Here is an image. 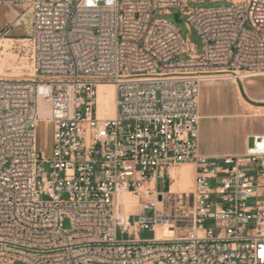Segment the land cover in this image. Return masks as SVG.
I'll return each mask as SVG.
<instances>
[{
	"label": "built area",
	"instance_id": "obj_1",
	"mask_svg": "<svg viewBox=\"0 0 264 264\" xmlns=\"http://www.w3.org/2000/svg\"><path fill=\"white\" fill-rule=\"evenodd\" d=\"M227 1L0 0L31 13L32 68L0 77V264H264V135L243 155L198 152L202 84L264 77V0ZM172 8L200 53L154 19ZM100 84L115 87L113 118L98 117ZM41 121L50 160L36 150ZM182 164L191 190L171 192ZM162 228L172 236L158 240Z\"/></svg>",
	"mask_w": 264,
	"mask_h": 264
},
{
	"label": "crops",
	"instance_id": "obj_2",
	"mask_svg": "<svg viewBox=\"0 0 264 264\" xmlns=\"http://www.w3.org/2000/svg\"><path fill=\"white\" fill-rule=\"evenodd\" d=\"M29 15L28 30L17 28L18 17L11 12L0 14V22L7 25L9 37L24 39L31 34ZM214 81L203 83L199 90L198 152L206 157L243 155L254 136L264 135L256 131V121L264 114L253 112L264 109V77Z\"/></svg>",
	"mask_w": 264,
	"mask_h": 264
},
{
	"label": "rangeland",
	"instance_id": "obj_3",
	"mask_svg": "<svg viewBox=\"0 0 264 264\" xmlns=\"http://www.w3.org/2000/svg\"><path fill=\"white\" fill-rule=\"evenodd\" d=\"M188 9L191 10H198V9H217V8H225L230 6V3L227 0H192V2H188L187 4ZM2 9L1 13L2 16H5V13L11 12L18 17L17 21V28L21 30H28L30 15L29 11H26L24 6L14 5V6H5ZM7 8V9H6ZM160 10L154 15L155 20H163L170 24H172L180 33L181 39L184 42H189L196 50L197 53L202 51V41L200 36L197 34L193 27H190L188 31L186 24H188V16L181 15L179 22L174 20V14L179 13L178 9H170V14H158ZM8 31L7 25L1 24L0 22V77H7V78H27L28 75L32 72L31 63L27 56H25V52L23 51L22 47V39H14L9 37L6 33ZM7 40V41H5ZM9 40V41H8ZM8 42V43H7ZM5 43V44H4ZM7 43V45H6ZM9 46V47H8ZM183 59L187 58V55L182 56ZM4 61V62H3ZM14 67V68H13ZM21 67H25L22 68ZM7 69V70H6ZM6 76H3V75ZM12 74V75H11ZM28 74V75H27ZM9 75V76H8ZM223 79L216 80L214 82L220 81ZM206 83V82H205ZM256 131H264V119H259L256 121ZM36 150L43 154L45 159L50 160L52 158L53 153V125L48 121H41L38 123L36 130ZM186 170V168H179L178 170L174 171L173 174L171 173V192H186L189 186L187 183L182 188L179 186L178 182V175L180 171ZM178 171V172H177ZM177 178V179H176ZM161 189H165L166 185L163 182L160 184ZM167 189V188H166ZM132 197V196H131ZM133 198V197H132ZM41 200H45L44 197H41ZM136 212L135 206L131 208L130 214L133 215ZM135 218H131L130 222L133 223ZM205 227H211L212 222L204 223ZM69 222L64 220L63 228L68 229ZM134 238L147 241L153 238V233L149 231H141L137 233ZM15 264H23L17 262Z\"/></svg>",
	"mask_w": 264,
	"mask_h": 264
},
{
	"label": "bare ground",
	"instance_id": "obj_4",
	"mask_svg": "<svg viewBox=\"0 0 264 264\" xmlns=\"http://www.w3.org/2000/svg\"><path fill=\"white\" fill-rule=\"evenodd\" d=\"M5 41H7V40H5ZM7 43H6V45H7ZM22 68H25V67H21V69ZM30 75H32V72L30 73ZM3 76H6V75L4 74ZM211 81H213V80H211ZM43 107L44 106L42 104H40V109H44ZM253 112L257 113V114H261V113L264 114V109L253 110ZM97 114H98V117L100 119L113 118L115 116V114H116L115 87L113 85H111V84H100V85H98ZM41 115L46 117L47 113L42 112ZM184 167L189 168L191 173L189 174V172L187 170L180 171V173L178 175V182L177 183L179 184V186L181 188L183 186H185L187 183H189V186H188L187 191H186V192H189L191 190V187H192V172H193L192 167L190 165L182 164V165L177 166L171 173L173 174L174 171L178 170L179 168H184ZM189 178H190V181H189ZM118 200L121 203L129 204L131 208H133L134 206L136 207V204H137V200L135 198H132L131 195H128V194H120L118 196ZM171 236H172L171 232L165 228L157 229V231H156V237L158 240L163 239L165 237L168 238Z\"/></svg>",
	"mask_w": 264,
	"mask_h": 264
},
{
	"label": "water",
	"instance_id": "obj_5",
	"mask_svg": "<svg viewBox=\"0 0 264 264\" xmlns=\"http://www.w3.org/2000/svg\"><path fill=\"white\" fill-rule=\"evenodd\" d=\"M174 20L176 21V22H179V19H178V15L177 14H174ZM29 37V36H28ZM27 37V38H28ZM158 200L160 201L161 200V197L160 196H158Z\"/></svg>",
	"mask_w": 264,
	"mask_h": 264
}]
</instances>
